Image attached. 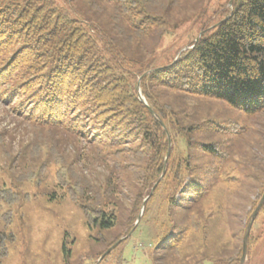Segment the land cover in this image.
Returning a JSON list of instances; mask_svg holds the SVG:
<instances>
[{
	"label": "trees",
	"instance_id": "1",
	"mask_svg": "<svg viewBox=\"0 0 264 264\" xmlns=\"http://www.w3.org/2000/svg\"><path fill=\"white\" fill-rule=\"evenodd\" d=\"M156 1L0 0V97L11 100L13 109L34 129L64 130L70 138L83 137L96 155L111 157L110 171L99 182L71 163L54 160L60 161L55 184L63 187V194L79 201L89 219L102 228L123 223L129 233L147 222L155 206L157 257L165 258L167 264H183L187 261L182 255L183 243L207 226L214 187L220 182L229 190L239 185L241 176L229 175L233 168L214 174L222 169L223 160L213 170H201L189 155L177 153L180 139L198 131L200 125L184 121L183 115L190 113L157 100L151 86L219 99L249 114L262 111L264 0H231L220 9L216 21L209 23L208 18L201 22L197 41L190 40L159 67L125 55L126 49L116 44L114 28H98L95 15L85 11L86 7L103 11L108 4V22L121 21L126 27L118 32L142 37L166 23L164 12L156 13ZM167 2L171 5L174 0ZM139 76L142 94L156 116L138 98ZM158 118L170 135L166 163L169 140ZM51 142L39 145L47 156ZM199 146L218 151L215 143ZM16 160L14 157L5 170L11 176L9 185L0 182V203L17 200L20 182L39 178L47 166L41 160L35 169L23 170L20 181L12 178ZM262 179L249 215L264 191ZM132 182L133 205L126 212L123 185ZM178 207L186 209L184 221L175 216ZM260 215H264V202L257 218ZM251 239L250 233L248 246ZM240 253L212 258L211 264H239Z\"/></svg>",
	"mask_w": 264,
	"mask_h": 264
},
{
	"label": "rangeland",
	"instance_id": "2",
	"mask_svg": "<svg viewBox=\"0 0 264 264\" xmlns=\"http://www.w3.org/2000/svg\"><path fill=\"white\" fill-rule=\"evenodd\" d=\"M156 2V13L164 12L166 23L142 37L118 32V28L126 27L121 21L108 22V4L103 11L87 7L85 11L95 15L93 19L98 28L109 31L114 28L116 44L126 49L125 55L159 67L197 37L203 20L216 21L220 9L231 4L230 0H174L171 5H167V0ZM151 90L157 100L190 113L188 117L183 115L186 123L200 125L198 131L185 133L180 139L177 153L189 155L193 164L201 165V170H213L223 160L222 169L214 174L222 175L223 171L233 168L229 175L241 176L239 185L229 190L220 182L214 187L208 201L211 215L207 226L193 232L183 243L182 255L187 260L183 264H196L199 258L200 264H211L212 258L238 255L243 227L264 177V109L249 114L211 97L168 91L158 86H151ZM13 106L11 100L0 97V182L6 185L11 182L5 170L14 157L17 160L12 167V178L17 180L21 179L23 170L35 169L41 160L47 166L39 178L19 181L17 200L0 203V264H167L165 258L157 257L154 248L155 206L147 222L129 233L123 223L102 228L89 219L79 201L63 194V187L55 184L60 161L54 163V160L71 163L77 171L99 182L110 171L113 159L96 155L83 137L76 140L64 130L34 129ZM217 126L223 128L216 130ZM41 142L53 144L48 156L40 148ZM201 143H215L218 151L201 148ZM133 185V182L123 185L126 212L133 205ZM5 212H9L7 216H3ZM175 216L184 221L186 209L178 207ZM257 216L258 213L250 228L252 239L243 264H264V215ZM122 237L125 239L120 242ZM110 242L113 244L106 248ZM108 248L98 262L97 254Z\"/></svg>",
	"mask_w": 264,
	"mask_h": 264
},
{
	"label": "water",
	"instance_id": "3",
	"mask_svg": "<svg viewBox=\"0 0 264 264\" xmlns=\"http://www.w3.org/2000/svg\"><path fill=\"white\" fill-rule=\"evenodd\" d=\"M230 3H231V0H230ZM200 35H201V31L199 32V34H198L197 37L195 38V41L198 40V38H199ZM184 48H185V47H183L182 49H184ZM148 71H149V70H148ZM140 78H141V76L138 77V79H137V84H136V85H137V95H138V98H139L143 103H145V104L147 105V107L149 108L150 112H151L154 116H156L154 110H153V109L147 104V101H146L144 95L142 94V91H141V89H140V84H139V82H140ZM158 120H159L160 123L162 124L163 128L166 130V133H167V136H168V140H169L168 151H167V153H166V155H165V162H164V163H166V161H167V157H168V153H169V149H170V135H169V132H168V130H167V127H166L165 124L162 122V120L159 119V118H158ZM164 171H165V168H164V170H163V172H162L160 178L162 177ZM160 178H159V179H160ZM157 182H158V181H156V182L154 183V185L152 186V188H151V190H150L148 196L153 192V190H154L155 185L157 184ZM148 196H147V197H148ZM147 197H146V198H147ZM146 198H145V199H146ZM263 202H264V191H263V193H262L260 199L258 200V202H257V204H256V206H255V208L252 210V212L250 213V215H249V217H248V221H247V223H246V226H245V229H244V233H243V237H242V247H241V256H240L239 264H243V262H244V260H245V258H246V256H247V252H248V236H249L250 228H251V225H252V223H253V220H254V218L256 217L258 211L260 210V207H261V205H262ZM141 212H142V211H141ZM141 212L139 213V215H138V217H137V221L139 220V217H140ZM122 238H123V237H122ZM122 238H120V239H122ZM120 239H118L113 245L117 244V243L120 241ZM109 249H110V248H108L104 253H102V254L98 257V259H97L98 262H99V261L103 258V256L109 251ZM95 264H97V262H96Z\"/></svg>",
	"mask_w": 264,
	"mask_h": 264
}]
</instances>
